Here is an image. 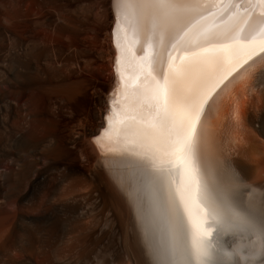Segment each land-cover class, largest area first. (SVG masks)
Returning <instances> with one entry per match:
<instances>
[{
  "label": "bare ground",
  "instance_id": "obj_1",
  "mask_svg": "<svg viewBox=\"0 0 264 264\" xmlns=\"http://www.w3.org/2000/svg\"><path fill=\"white\" fill-rule=\"evenodd\" d=\"M181 7L162 26L138 2L0 0V264H152L122 121L170 58L179 66L245 33L264 40L262 10L247 0ZM197 131L211 184L235 210L264 217V51L219 84Z\"/></svg>",
  "mask_w": 264,
  "mask_h": 264
},
{
  "label": "snow or ice",
  "instance_id": "obj_2",
  "mask_svg": "<svg viewBox=\"0 0 264 264\" xmlns=\"http://www.w3.org/2000/svg\"><path fill=\"white\" fill-rule=\"evenodd\" d=\"M134 2L155 6L167 26L187 0H115L120 8ZM228 2L238 8L243 0ZM247 2L264 17V0ZM257 23L264 28V19ZM257 48L264 51V40L245 33L233 43L192 52L179 66L170 58L163 82L152 77L142 90L146 103L122 121L124 138L133 145L124 152L137 176L129 197L152 264H251L264 254V217L235 210L211 184L200 163L197 131L212 93ZM212 69L221 71L214 75Z\"/></svg>",
  "mask_w": 264,
  "mask_h": 264
},
{
  "label": "rangeland",
  "instance_id": "obj_3",
  "mask_svg": "<svg viewBox=\"0 0 264 264\" xmlns=\"http://www.w3.org/2000/svg\"><path fill=\"white\" fill-rule=\"evenodd\" d=\"M67 7H68V6H65V8H67ZM31 9L34 10V7L31 6ZM67 9H68V8H67ZM45 31L48 33V34H47V33L45 32V34H46L45 37H46V36L48 37V38L46 37V38H47L46 40H49L50 37H51V38H54V36H53V37L51 36V34H50L51 32H50V31H48V30H45ZM49 32H50V33H49ZM66 43H67V41H66V39H65V45H66Z\"/></svg>",
  "mask_w": 264,
  "mask_h": 264
}]
</instances>
